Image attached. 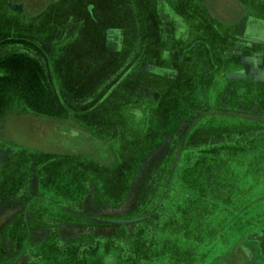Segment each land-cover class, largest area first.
Here are the masks:
<instances>
[{"label":"crops","instance_id":"obj_1","mask_svg":"<svg viewBox=\"0 0 264 264\" xmlns=\"http://www.w3.org/2000/svg\"><path fill=\"white\" fill-rule=\"evenodd\" d=\"M0 10V228L16 236L17 263L33 257L31 210L115 211L145 200L133 193L145 180L148 206L120 234L45 243L30 264H264V212L247 216L264 202L252 191L264 183V125L213 146L187 132L148 180L143 159L180 136L178 123H264V0H0ZM221 203L232 216L215 231L247 226L236 243L220 251L213 233L199 257L203 242L180 247L173 233L190 209Z\"/></svg>","mask_w":264,"mask_h":264},{"label":"rangeland","instance_id":"obj_2","mask_svg":"<svg viewBox=\"0 0 264 264\" xmlns=\"http://www.w3.org/2000/svg\"><path fill=\"white\" fill-rule=\"evenodd\" d=\"M0 20H8V17L4 16L3 11L0 10ZM10 49V48H9ZM187 127V122H182V124H178L176 130L183 132ZM198 132L195 134H198L196 140L203 141L206 140L208 143V140L212 143L219 142L224 139H219V133L224 134L227 133V136H232L231 134H241V135H247L248 131L241 128L240 125H233V124H227V125H221L219 123H208V124H202V127L197 129ZM210 132L211 138H207L206 133ZM216 138H214V136ZM173 140V139H172ZM226 140H229V137L226 138ZM170 140L164 139V142L156 148L157 150H148L146 153L145 158L143 157L146 167H152L151 164L154 162H167L171 151H175V146L169 144ZM173 149V150H172ZM173 151V154H174ZM179 151V149H178ZM177 152V151H176ZM176 154V153H175ZM176 159V155H174L173 160ZM148 172V170H146ZM144 174V171L142 172ZM255 183V186L253 187V194L264 192V183ZM149 186L145 189L147 192L144 199L141 203H138V198L136 201V198H132V201H128L127 204L122 205L120 209H116L113 211L111 207H107V205L104 202H100L99 205L90 203V201H87L85 203H77V204H65L61 202L56 203H47L45 205V208H43L41 216H45L46 219L36 218L35 220L40 221V223L36 226L44 225L46 228V232H48V235H45V231L40 230L37 234L34 235L35 241L38 242L41 240H48L53 239L55 242H60L62 244H69L73 242H84L89 243L90 239L89 237L96 233L95 235L99 234V237L106 236L107 232H119V227L121 226V223L124 222L121 216H131V213L134 211H140L145 205V201H148L147 196H149V193L151 190H154L155 182L149 183ZM137 188V185L136 187ZM160 191V187H158V193ZM171 192V191H170ZM156 194V196L158 195ZM140 199V198H139ZM158 199V197H155L154 200ZM222 204V203H221ZM224 205V207H222ZM221 209L218 207H213L212 205L205 204V208L203 209H197V208H191L189 212L194 213V216H188L186 218L185 226H182L178 231V229L173 233L175 235V239H179V242H184L185 245H180V247H183L184 249H188L189 245L194 242L195 243H202L203 246L199 248V250H196L195 256L199 257L201 253H205L206 248L209 247L210 243L207 244V239L209 235L216 233V238L213 240V244H220V251L224 250L231 242L234 241L236 243V238H238L239 235H241L244 230H246L247 226L245 227L244 223H242L241 218L238 223L240 224L239 228H231V226L223 229L222 231H219L220 229L216 230V227L219 225L220 222L227 220L231 218L232 213H229L226 208L225 204H222ZM61 207H63L65 210H62ZM256 207L253 211H249L247 216L253 217L260 215L264 212V202H259V204L255 205ZM194 210V211H193ZM152 209L148 210L150 218L152 216ZM115 212V213H114ZM139 213V212H138ZM108 216H115L113 219H108ZM257 221V219H255ZM260 224H264V218L259 221ZM257 225V226H258ZM107 227H110V229H107ZM114 227V228H113ZM245 227V228H244ZM185 233L183 234V231ZM43 232V233H42ZM180 236V237H179ZM7 236L3 235V238H6ZM179 237V238H178ZM1 238V235H0ZM8 242V239H0V244ZM11 251H8L7 254L3 253L2 259L6 257V255H9ZM197 259V258H196ZM206 259V258H204ZM263 259V258H261ZM65 264H78L74 259H68L66 258ZM258 263V262H257ZM119 264L120 261H119ZM194 264H200V261L197 260L194 262ZM201 264H206L201 260Z\"/></svg>","mask_w":264,"mask_h":264},{"label":"flooded vegetation","instance_id":"obj_3","mask_svg":"<svg viewBox=\"0 0 264 264\" xmlns=\"http://www.w3.org/2000/svg\"><path fill=\"white\" fill-rule=\"evenodd\" d=\"M179 124V123H178ZM178 124L175 126V128H174V131L175 132H178V133H180V136H176V135H170V138H169V140H170V143L169 144H171V145H173V146H175V151H174V154H173V151H171L172 153L170 154V156H169V158H168V160H167V162H169L173 157H174V155H175V153H176V151H177V149H178V147H180V145H181V142H182V140H183V138H184V135L188 132V137H194L195 139L197 138V136H198V134H195L196 132H198V130L197 129H199L200 127H202V124H207V122H205V123H194L193 122V120L191 121V122H187V127H186V129L185 130H183V132H180V131H177L176 130V128H177V126H178ZM180 124H182V123H180ZM255 124H260V125H264V123H259V122H257V123H246V124H233V125H240L241 126V128H243V129H245L246 131H248V133H246L247 135H241V134H239V135H237V134H231L232 136H227V133H224V134H221V133H219V139H226L227 137H229V139H232V140H235V139H237L238 137H246V136H248V135H250V134H252V133H255L254 132V125ZM221 125H227V124H221ZM264 132V131H263ZM205 135H207V138H209V136L211 135L210 134V132L209 133H206ZM214 136V135H213ZM210 138H211V136H210ZM214 138H216V136H214ZM173 139V140H172ZM168 140V139H167ZM189 140H191V138L189 139ZM231 140V141H232ZM196 141V143H201V142H203V143H207L206 142V140H204L203 139V141H201V140H195ZM217 143V142H216ZM207 144H210V145H215V143L214 144H212V142H210L209 140H208V143ZM159 164V163H162V162H154L153 164H151L152 165V167H154L156 164ZM150 168L149 170H148V172H147V180H148V178H149V176H150V174H151V176H153L154 175V173H156V171H154V170H152L153 168ZM153 182V181H152ZM152 182H146L145 183V180H144V182H143V184H141V185H139V186H137V188H135L134 189V194H136L137 195V197H142L141 199L143 200L144 199V197H145V195H146V191H145V189L147 188V186H149L148 184L149 183H152ZM155 182V181H154ZM148 189V188H147ZM136 197V196H135ZM99 198V197H98ZM97 198H93V200H96ZM137 200V199H136ZM149 200V199H148ZM96 201H98V200H96ZM1 202V201H0ZM147 201H145L144 203H145V207H143L142 208V210H140V211H134L133 213H131V215H138L139 213H141L142 214V212H144L145 211V209H146V207L148 206V204L146 203ZM149 202V201H148ZM68 203H73V204H77V203H85V202H82V201H73V202H66L65 204H68ZM90 203H93V202H90ZM99 201L98 202H96V203H93V204H97V205H99ZM138 203H139V201H138ZM144 205V204H143ZM61 209L62 210H65L63 207H61ZM139 212V213H138ZM29 223H30V235H29V239H30V241H31V243H32V245L33 246H31L32 248H30L29 249V251H30V253L33 255V257L34 256H38V254L41 252V247H42V245H44L45 243L47 244V243H52V242H54V243H57V244H59V245H65V244H62V243H60V242H55V241H53V239H48V240H41V242L40 241H38V242H36L35 241V237H34V235L35 234H37L40 230H43V231H45L46 229V227L44 226V225H41L40 227L39 226H36L37 225V223L39 224L40 223V221H37V220H35L36 218H38L39 220H40V218L41 219H46V217L45 216H41V214H40V212H38V211H34V210H31L30 212H29ZM121 217H130V216H121ZM108 219H113L114 217L113 216H108L107 217ZM10 228H8V227H4V228H0V235H1V240L2 239H8V242L6 241L5 243H2V244H0V264H23V263H21V262H19V263H17L16 261H17V259L18 258H20L21 257V255L23 254V252L20 250V249H17V245H16V243H15V241H16V239H15V237L16 236H14V235H11L10 234V230H9ZM114 232V231H113ZM116 232V231H115ZM43 233V232H42ZM96 233H98V232H96ZM96 233H94V234H92L90 237H89V239H90V242L92 241V240H95L96 238H98L99 237V234H97V235H95ZM109 233H112V232H109ZM121 233V230H119V232H116V234L118 235V234H120ZM3 235H5V236H7L6 238H3ZM45 235H48V232H46L45 231ZM106 236L108 235V232H107V234H105ZM104 237V236H103ZM89 242V243H90ZM73 243H76V242H73ZM73 243H69V244H73ZM78 243H83L82 241L81 242H78ZM69 244H66L65 246H70ZM72 246V245H71ZM73 246H75V245H73ZM8 251H11L10 253H9V255H6V257H4L3 259H2V256H3V253H5V254H7V252ZM33 257H31V258H29L28 259V261L27 262H29V264L30 263H33V260L35 259V258H33Z\"/></svg>","mask_w":264,"mask_h":264},{"label":"clouds","instance_id":"obj_4","mask_svg":"<svg viewBox=\"0 0 264 264\" xmlns=\"http://www.w3.org/2000/svg\"><path fill=\"white\" fill-rule=\"evenodd\" d=\"M186 30H187V25H185V28L184 29H181V32H184L185 33V36H184L185 39L187 38L186 37ZM177 38H180V34L179 33L177 34Z\"/></svg>","mask_w":264,"mask_h":264},{"label":"bare ground","instance_id":"obj_5","mask_svg":"<svg viewBox=\"0 0 264 264\" xmlns=\"http://www.w3.org/2000/svg\"><path fill=\"white\" fill-rule=\"evenodd\" d=\"M5 220L4 216H0V224Z\"/></svg>","mask_w":264,"mask_h":264}]
</instances>
